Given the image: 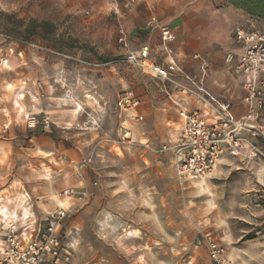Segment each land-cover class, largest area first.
<instances>
[{
    "label": "rangeland",
    "instance_id": "rangeland-1",
    "mask_svg": "<svg viewBox=\"0 0 264 264\" xmlns=\"http://www.w3.org/2000/svg\"><path fill=\"white\" fill-rule=\"evenodd\" d=\"M195 1L264 23L225 0ZM114 10V0H0V109L7 111L0 114V264H10L3 250L11 224L34 237L59 208L65 264H209L198 243L205 233L236 264H264V197L248 204L244 177L182 180L134 165L135 150L145 147L130 136L123 142L122 126L136 120L138 92H160L162 84L122 60ZM32 26L38 33H28ZM184 88L211 105L197 88ZM123 93L138 100L135 113L116 107ZM223 103L213 106L215 116ZM255 138L264 152V136ZM178 139L161 144L174 152ZM255 178L264 184V165ZM69 187L87 197H60ZM153 213L159 222L150 221Z\"/></svg>",
    "mask_w": 264,
    "mask_h": 264
},
{
    "label": "crops",
    "instance_id": "crops-1",
    "mask_svg": "<svg viewBox=\"0 0 264 264\" xmlns=\"http://www.w3.org/2000/svg\"><path fill=\"white\" fill-rule=\"evenodd\" d=\"M114 9L118 14V25L125 29L132 49L147 46L154 63L166 66L174 62L178 68L174 73L176 83L158 80L162 84L160 92H147L144 89L138 92L140 104L136 114L142 116V120L124 122L132 127L123 125L129 129L132 140L142 144L175 141L180 137L183 127L178 114L181 110H198L212 122L216 119L213 106L219 102H227L233 119L246 116L249 106L244 100L243 78L236 69L242 44L235 40L231 29L236 25L247 31H261L264 23L234 8L214 9L195 0H146L137 2L129 9L114 0ZM254 23L258 26L255 27ZM162 27H168L174 37L162 41ZM228 54L233 57L230 62L225 59ZM184 87L189 90L197 88L207 96L211 105L198 100ZM254 109L258 123L264 127V106ZM240 136L244 139V150L233 156L224 149L212 175L222 177L235 174L244 177L249 204L250 201L255 202V198L264 197V188L261 187L264 184L255 178L264 165V160L260 156H247L249 144L256 142L251 132L242 131ZM135 154L134 165L138 169L149 167L156 175L159 172H175L174 152L154 154L142 147L135 150ZM254 207H259V204L256 203ZM252 217L251 220L256 221L255 216ZM150 219L151 222H159L156 213ZM153 237L157 239V234ZM53 264L65 263L58 260Z\"/></svg>",
    "mask_w": 264,
    "mask_h": 264
},
{
    "label": "built area",
    "instance_id": "built-area-1",
    "mask_svg": "<svg viewBox=\"0 0 264 264\" xmlns=\"http://www.w3.org/2000/svg\"><path fill=\"white\" fill-rule=\"evenodd\" d=\"M234 38L242 44V53L239 55L237 71L242 76V87L245 92L244 100L249 106V112L240 119H233L229 114V103H223L216 119L209 122L198 110H181L179 116L183 127L181 135L174 147L176 154L175 173L179 179L199 180L211 176L224 152L236 156L244 150V139L240 132L248 131L254 137L264 136V127L258 123L255 107L261 109L264 106V29L261 31H247L241 27H235ZM174 36L168 28H162L161 39L167 41ZM117 42L121 48L122 60L127 64L140 68L144 73L156 78L161 82L176 83L175 71L178 70L174 62L166 66L154 63L149 56L147 46L137 50L130 47L127 33L123 26L118 25ZM232 55L226 56V61L232 60ZM6 58H1L6 63ZM138 100L128 93L119 95L115 105L120 112L125 114L135 113ZM0 114L7 115L5 108L0 109ZM136 120H142V116L134 114ZM122 141H129V132L122 126ZM143 146L157 154L171 150V146L161 144L157 147L150 143ZM248 157L264 158V152L256 145L249 144ZM87 190L65 188L59 195L66 199H83L87 197ZM66 216V210L59 208L51 212L47 218L46 229L41 232L37 227L35 236L24 228L22 236L17 228L11 224L8 228V242L3 250L6 261L10 264H41L48 260H68V253L64 249L60 237L57 234ZM35 231V228L34 230ZM27 235L29 236L26 239ZM22 237V238H20ZM205 246L209 258V264H236L235 261L225 254V249L217 238L211 233H205L198 240Z\"/></svg>",
    "mask_w": 264,
    "mask_h": 264
},
{
    "label": "trees",
    "instance_id": "trees-1",
    "mask_svg": "<svg viewBox=\"0 0 264 264\" xmlns=\"http://www.w3.org/2000/svg\"><path fill=\"white\" fill-rule=\"evenodd\" d=\"M225 1L235 7L243 9L250 16L264 21V0H225ZM5 16H9V15L5 14ZM30 24H36V22L32 21ZM38 25L46 26L48 24L46 22L44 23L41 22ZM28 33L32 35L38 33V31L36 30V28L32 26L31 28H29Z\"/></svg>",
    "mask_w": 264,
    "mask_h": 264
},
{
    "label": "bare ground",
    "instance_id": "bare-ground-1",
    "mask_svg": "<svg viewBox=\"0 0 264 264\" xmlns=\"http://www.w3.org/2000/svg\"><path fill=\"white\" fill-rule=\"evenodd\" d=\"M3 208H4V206H3ZM3 208L2 209H0V212L2 213L3 212ZM6 211V210H5Z\"/></svg>",
    "mask_w": 264,
    "mask_h": 264
}]
</instances>
